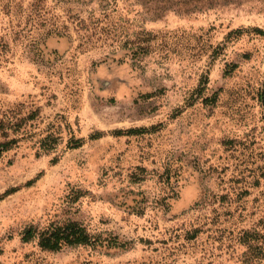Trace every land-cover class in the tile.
Returning a JSON list of instances; mask_svg holds the SVG:
<instances>
[{"label":"rangeland","instance_id":"374dc122","mask_svg":"<svg viewBox=\"0 0 264 264\" xmlns=\"http://www.w3.org/2000/svg\"><path fill=\"white\" fill-rule=\"evenodd\" d=\"M6 141L0 264H264V0H0Z\"/></svg>","mask_w":264,"mask_h":264},{"label":"trees","instance_id":"16d2710c","mask_svg":"<svg viewBox=\"0 0 264 264\" xmlns=\"http://www.w3.org/2000/svg\"><path fill=\"white\" fill-rule=\"evenodd\" d=\"M11 142L6 141L0 143V155L4 150L11 148ZM72 235L73 234L69 233V230L66 229H64L63 232H61V230H56L50 234H46L45 236L43 235L40 239V245L44 248L54 249L61 241H67L70 243L81 241V238H74Z\"/></svg>","mask_w":264,"mask_h":264}]
</instances>
